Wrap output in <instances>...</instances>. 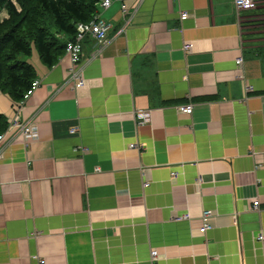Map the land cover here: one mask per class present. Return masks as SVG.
Here are the masks:
<instances>
[{
    "label": "crops",
    "instance_id": "1",
    "mask_svg": "<svg viewBox=\"0 0 264 264\" xmlns=\"http://www.w3.org/2000/svg\"><path fill=\"white\" fill-rule=\"evenodd\" d=\"M122 4L136 10L117 33ZM99 11L111 40L94 56L82 40L81 87L65 83V55L34 62L40 85L22 115L37 138L0 155V264H151V249L154 264H264V0L238 15L232 0ZM12 103L0 91L7 119ZM204 209L214 217L200 233Z\"/></svg>",
    "mask_w": 264,
    "mask_h": 264
},
{
    "label": "trees",
    "instance_id": "2",
    "mask_svg": "<svg viewBox=\"0 0 264 264\" xmlns=\"http://www.w3.org/2000/svg\"><path fill=\"white\" fill-rule=\"evenodd\" d=\"M99 1L0 0V91L13 102L19 101L36 70L18 56L29 55L32 46L42 63L48 67L57 63L76 25L93 17ZM6 126L7 118L0 113V132Z\"/></svg>",
    "mask_w": 264,
    "mask_h": 264
},
{
    "label": "built area",
    "instance_id": "3",
    "mask_svg": "<svg viewBox=\"0 0 264 264\" xmlns=\"http://www.w3.org/2000/svg\"><path fill=\"white\" fill-rule=\"evenodd\" d=\"M257 0H233V6L238 14L241 10H244L246 7L253 6L254 3ZM112 0H100L98 2V10L94 13L93 17L87 21L78 23L76 25V32L74 37L71 40H68L66 42L64 55L68 57L70 61V67H69V73L67 74V79L65 80V83L69 84L72 88H78L81 87L84 83V66L85 62L82 61L81 57V49H82V40L84 37L89 36L94 39L95 41V52L93 54L96 55L98 53H101L104 47L110 42V38L107 36L109 30L113 27V23L110 20L105 19L101 16V13L99 11V8L101 9H107ZM133 11L130 12L129 8L125 5H121V11L123 14H129L128 18H126L120 29L117 33H121L124 31L126 25L129 23V20L131 18V15L136 10V7L132 8ZM188 17L187 11H181L179 15V20L183 21ZM192 47L191 43H185L183 45V49L185 51H189ZM237 66L241 68L243 64V58L242 56L237 57L235 60ZM40 85V80L38 78H34L30 82L29 88L24 92L22 98L15 103L14 105V112L11 117L7 120V126L6 128L0 132V155L3 151V147L6 145H9L16 137L21 138L23 141L29 140V139H36L38 135V127L35 118L32 117H24L22 115V109L26 101L30 98V96L34 93V91L38 88ZM246 89L250 88V85L245 84ZM262 101L264 102V95H262ZM177 111L184 114H190L192 112V104H179L176 106ZM134 115V121L136 125H141L149 122V115L150 110L148 109H136L133 112ZM70 134L76 133L75 129H71L69 131ZM129 147H137L135 143H130ZM82 148V147H80ZM174 176L175 174L172 173ZM146 185V182H145ZM252 208L258 209L259 201L257 199H254L252 201ZM214 217V214L209 209H204L199 217V226L198 231L200 233H205L207 230L211 229L212 227V218ZM176 219H183V218H189L187 214L184 215H176ZM257 239L264 242V235L262 233H258ZM155 249H151L150 255H151V264H154L157 254Z\"/></svg>",
    "mask_w": 264,
    "mask_h": 264
},
{
    "label": "rangeland",
    "instance_id": "4",
    "mask_svg": "<svg viewBox=\"0 0 264 264\" xmlns=\"http://www.w3.org/2000/svg\"><path fill=\"white\" fill-rule=\"evenodd\" d=\"M1 15L3 16L4 14H1ZM18 59L28 61L32 65H34V62L36 60H40L39 56H38V53H37V50L34 47H32V46H31V52H30L29 55H26V56L25 55H19Z\"/></svg>",
    "mask_w": 264,
    "mask_h": 264
}]
</instances>
